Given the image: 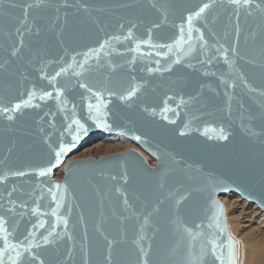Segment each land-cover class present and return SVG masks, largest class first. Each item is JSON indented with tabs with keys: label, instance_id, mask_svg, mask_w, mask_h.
I'll return each mask as SVG.
<instances>
[{
	"label": "water",
	"instance_id": "obj_1",
	"mask_svg": "<svg viewBox=\"0 0 264 264\" xmlns=\"http://www.w3.org/2000/svg\"><path fill=\"white\" fill-rule=\"evenodd\" d=\"M16 104L0 111V217L10 243L39 244L16 264H219L212 241L238 264L220 195L264 209V0H5L0 109ZM116 133L157 164L130 147L55 177Z\"/></svg>",
	"mask_w": 264,
	"mask_h": 264
},
{
	"label": "bare ground",
	"instance_id": "obj_2",
	"mask_svg": "<svg viewBox=\"0 0 264 264\" xmlns=\"http://www.w3.org/2000/svg\"><path fill=\"white\" fill-rule=\"evenodd\" d=\"M123 147H126L124 149L136 148L145 155L151 164H157L156 158L139 144L123 134L116 133L89 139L79 149L80 152L77 151L79 153L76 152V154L69 156L65 163L57 169L55 177L61 178L66 163L85 154V152L95 151L100 154L106 152L104 155H107L112 150L123 151L121 149ZM220 198L225 205L229 229L238 240V264H264V209L256 202L249 201L236 192L221 194Z\"/></svg>",
	"mask_w": 264,
	"mask_h": 264
},
{
	"label": "snow or ice",
	"instance_id": "obj_3",
	"mask_svg": "<svg viewBox=\"0 0 264 264\" xmlns=\"http://www.w3.org/2000/svg\"><path fill=\"white\" fill-rule=\"evenodd\" d=\"M228 2L232 5H235L237 7H247L250 6L252 3V0H228ZM5 4V0H0V6ZM209 4L205 3L198 12L195 13V16L199 17L201 15V13H203L205 11V9L209 8ZM27 7H31V5H27ZM26 15V13H25ZM188 23H189V32L191 31V21L193 19L192 15L188 16ZM129 35H131V32H129ZM202 38V36H201ZM118 39V38H117ZM183 41V28H181V38L179 41H177L178 44H182ZM105 43H107V41H105ZM101 47H103V45H101ZM137 50H139V45H137ZM65 71V69H61V72ZM57 75H59V73H57ZM54 79V78H53ZM81 87H87V85H81ZM90 90V89H89ZM136 89L133 88L131 91L128 92L127 96H122L121 99H128L131 96H133L135 94ZM57 92L60 93L61 95L62 90L61 89H57ZM111 95V93H109ZM35 95V93L30 94V99L31 97ZM51 93L45 92L43 93V95L41 96V99H43L44 97L50 96ZM97 96L100 95V93H96ZM25 104H27L28 102L25 101ZM181 103H183V101H181ZM20 104H16L14 106V109H8V108H2L0 109V111H4V112H9L15 109H19L20 108ZM93 106L90 104L89 108L91 109ZM168 109L166 108L165 111H167ZM12 117L9 116V119H11ZM78 123V121H77ZM82 127V126H81ZM183 134V133H182ZM220 138L221 139H227V135L224 134L223 129L220 130ZM60 153H57V156H59ZM46 170H41L40 175H45ZM13 175H24V173L22 172H17V173H12ZM6 179L5 176H0V180H4ZM57 188L60 187L59 184L56 185ZM49 191H51V189H49ZM10 195V193H9ZM53 214H55V212H53ZM66 223V222H65ZM5 220L3 217H0V234H3V239H4V248L0 249V264H9V261L11 262V264H16L17 260H19V258L22 256L23 253L25 252H29L31 253L34 247H39L38 243H35L34 241H29L28 244H24L23 242L20 243H10L9 242V233L7 228L5 227ZM33 227H35V225H33ZM40 227H43V222H41ZM217 227L219 228L220 225L217 224ZM190 232V230H188ZM221 231H223V229H221ZM203 233H201L202 235ZM35 233L33 232H29L28 236L24 237V240H28L29 236L34 237ZM49 235H51V233H49ZM44 243L47 244L49 243V239L48 236L43 237ZM232 243H234L231 240V237H229V247L231 249V245ZM141 251H143V249H141ZM14 253V255L10 254ZM210 254L215 258L216 261H219V264H233V258H232V254L231 251L229 253V256L226 258L223 250H222V245L217 244L215 241H212V247L210 249ZM7 255L8 259H5V256ZM146 255V253H145ZM209 255V252L206 251L203 246L201 247V251H200V257H206ZM32 259L33 260H39V264H44L43 260H40L38 256L35 255V253H32ZM143 264H148L147 260H145L143 262ZM201 264H203V260H201Z\"/></svg>",
	"mask_w": 264,
	"mask_h": 264
},
{
	"label": "rangeland",
	"instance_id": "obj_4",
	"mask_svg": "<svg viewBox=\"0 0 264 264\" xmlns=\"http://www.w3.org/2000/svg\"><path fill=\"white\" fill-rule=\"evenodd\" d=\"M128 138V137H127ZM124 148H126V147H123V148H121V149H123V150H125ZM117 151L119 150V149H116ZM116 150H112V151H110V153H115V152H117ZM121 150H119L118 152H120ZM80 152V151H79ZM79 152H77V153H79ZM97 153V154H96ZM106 152H101V154L100 153H98V152H93V151H91V152H85V154H83V155H79V157L78 158H82V157H88V156H94V157H96V158H98L100 155L102 156V155H104ZM110 153H107V154H110ZM76 154V153H75ZM57 172V171H56ZM56 174V173H55ZM63 176H64V174H63ZM62 176V177H63ZM61 177V178H62ZM221 196V195H220Z\"/></svg>",
	"mask_w": 264,
	"mask_h": 264
}]
</instances>
